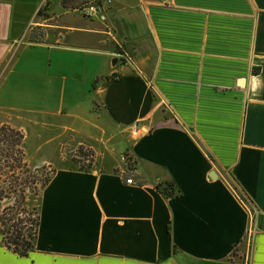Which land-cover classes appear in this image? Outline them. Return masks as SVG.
<instances>
[{
  "label": "crops",
  "instance_id": "0c3cea01",
  "mask_svg": "<svg viewBox=\"0 0 264 264\" xmlns=\"http://www.w3.org/2000/svg\"><path fill=\"white\" fill-rule=\"evenodd\" d=\"M58 3L0 0V125L54 170L0 264H264V0Z\"/></svg>",
  "mask_w": 264,
  "mask_h": 264
},
{
  "label": "trees",
  "instance_id": "16d2710c",
  "mask_svg": "<svg viewBox=\"0 0 264 264\" xmlns=\"http://www.w3.org/2000/svg\"><path fill=\"white\" fill-rule=\"evenodd\" d=\"M61 4L65 7L67 3L61 0ZM23 140L24 133L20 129L6 124L0 126V202L9 200L1 208L0 235L4 246L17 256H27L34 248L40 221L38 204L28 205L27 192L38 195L35 191L41 192L54 173L46 165L34 169L27 166ZM77 151L84 157L93 154L91 149L81 145ZM124 159L129 168L131 159L127 152ZM74 160L80 163L79 159ZM79 168L84 169V166L79 165ZM155 187L159 189L160 184ZM168 187L169 184L161 190L166 197L174 195Z\"/></svg>",
  "mask_w": 264,
  "mask_h": 264
},
{
  "label": "rangeland",
  "instance_id": "374dc122",
  "mask_svg": "<svg viewBox=\"0 0 264 264\" xmlns=\"http://www.w3.org/2000/svg\"><path fill=\"white\" fill-rule=\"evenodd\" d=\"M80 1L81 0H65V2L67 3L66 5L67 6H70L71 8H74V7L78 6L80 4ZM54 3L57 4L58 3V0H54ZM76 20L84 21L83 18L80 17V16H76ZM18 101H20V100H18ZM12 114L14 116H16V113L15 112H12ZM2 125L3 124H1L0 126H2ZM6 125L9 126V127H12L10 124H6ZM23 126L25 128V131L24 130H21V129L20 130L23 131V133L26 132L28 134L27 135V141L25 143L26 144L25 146H26V148L33 147L34 141L32 140V134H33L32 131H35L36 132L37 130L35 128L31 127L30 125H27V124H25ZM15 129H17V128H15ZM23 142H24V140H23ZM22 147H24V146L22 145ZM22 149L25 150V148H22ZM77 149H78V147H77ZM77 149L74 148L73 150H71V152H68V153L63 152V153L65 155H67L68 157H70L72 159V161L74 159H79L80 160V163L79 164H81L83 162L84 163H89V162H91L93 160V158H94V155L93 154H91V156H89V157H84L83 155H81L80 153H78ZM68 151H70V150H68ZM123 157H124V155H123ZM25 159H26L27 166L30 169L39 168V167L32 166V164L30 163V160H29V158L27 156H25ZM128 172L131 173L132 171L131 170H128ZM35 192L38 193V195H40V193H41L40 190L35 191ZM38 195H36V194L35 195H31V193L27 192L28 205H36L37 204V201H38V197H39ZM8 202H9V200H7V199L3 200V202H0V212H1L2 206L5 205Z\"/></svg>",
  "mask_w": 264,
  "mask_h": 264
},
{
  "label": "built area",
  "instance_id": "2783aa9c",
  "mask_svg": "<svg viewBox=\"0 0 264 264\" xmlns=\"http://www.w3.org/2000/svg\"><path fill=\"white\" fill-rule=\"evenodd\" d=\"M112 0H84L78 6L74 7V11L86 18L103 17V9L111 3ZM125 182L133 184L132 177H127ZM245 204V203H244ZM248 206V205H247ZM250 218V229L255 230L256 228V211L250 206L247 207Z\"/></svg>",
  "mask_w": 264,
  "mask_h": 264
},
{
  "label": "water",
  "instance_id": "95a60500",
  "mask_svg": "<svg viewBox=\"0 0 264 264\" xmlns=\"http://www.w3.org/2000/svg\"><path fill=\"white\" fill-rule=\"evenodd\" d=\"M115 62V61H114Z\"/></svg>",
  "mask_w": 264,
  "mask_h": 264
}]
</instances>
